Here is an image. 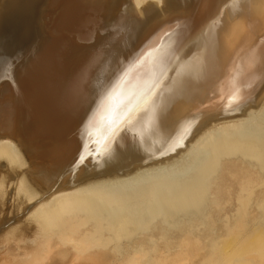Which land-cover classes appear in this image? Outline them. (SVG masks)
Returning <instances> with one entry per match:
<instances>
[{"label": "bare ground", "instance_id": "bare-ground-1", "mask_svg": "<svg viewBox=\"0 0 264 264\" xmlns=\"http://www.w3.org/2000/svg\"><path fill=\"white\" fill-rule=\"evenodd\" d=\"M41 1L0 6V264H45L60 245L73 246L74 262L101 264L102 250L89 253L98 243L89 232L97 228L104 237L112 220L119 221L112 227L118 233L136 219L132 209L142 220L151 215L142 205L129 210L124 199L146 192L145 182L142 189L133 188L136 180L132 189L114 190L122 185L111 183L94 190L86 178L118 177L173 158L215 124L262 108L264 0H50L40 30ZM263 126L260 120V129L241 135L252 133L264 148ZM233 134L219 135L218 143L233 138L223 151L194 148L190 168L205 174L215 156L248 153L251 140ZM100 192L107 203L98 200ZM250 228L213 241L215 259L187 240L177 246L182 250L171 255L166 247L169 256L146 262L264 264V226ZM65 252L55 257L67 262ZM138 256L128 264H142Z\"/></svg>", "mask_w": 264, "mask_h": 264}, {"label": "rangeland", "instance_id": "rangeland-1", "mask_svg": "<svg viewBox=\"0 0 264 264\" xmlns=\"http://www.w3.org/2000/svg\"><path fill=\"white\" fill-rule=\"evenodd\" d=\"M49 2L50 0H42L38 7L37 23L40 26V30H41V26H43V22H45L43 17L50 10ZM149 3H157V2L154 1V2H149ZM0 6H1V0H0ZM54 16L55 15H52V17H50V20H52ZM256 117H258L256 121L257 124L253 122V119H255ZM259 120H261V122L264 120V105L259 110H256L254 114L248 117L247 119L237 120V121L234 120V121H228L225 123L215 124L214 127L208 130L206 135H204L203 141L190 142L188 145H186V147L183 150H180L178 154L175 155L173 158L170 157L169 159L162 160L154 164L140 166L138 168H135L129 171L126 174L119 175L118 177H115L114 175H111V176L101 175V176H92V178L91 177L86 178L87 179L86 182L87 183L89 182V185L90 183L91 184L93 183L89 187L93 188L94 190L95 189L98 190L97 188L110 185L111 183H116L115 185L117 184L122 185V186L117 185L116 189L114 190H117L119 187L122 189V187L124 186H126L124 187V189H128V188L132 189L130 188L131 186H129L131 184L130 182H133V181L135 182L136 180L139 181L140 179H142L140 180L141 183L137 181L136 182L137 184L136 183H132V184H133V188H135L134 184L135 186H138L140 188L141 186L139 185L145 182V185L142 184L143 187H146V192L144 190L145 188H143L142 190V195L144 197H141L142 196L140 194L141 192L139 193L138 191L140 196L136 192L135 193L128 192V194H132V193L133 194L127 197L124 196L125 197L124 199L127 200V207L129 208V210H131L132 207H135V206L140 207L142 205L140 209L142 208L144 210L146 208L147 210L150 211L148 213L151 215L148 219L142 220L141 218L138 217V215L135 214V209H132V211H130L131 213L129 214L131 215L133 214V216L135 215L136 219L133 218V221H129V223H127L125 226L124 225L121 226V230H119V232L117 230L118 233L114 231L115 230L114 224H116V226H119L117 224L119 221H112V220H109L110 222L109 224L111 227L109 226V224H106V227L110 232L104 230V232H107L106 234H104V237L100 238L101 232L97 231L98 232L97 233L96 232L97 228L93 232H89V233H93V235L96 236V237L94 236L93 238L94 240L92 239L91 242H98L96 243L97 245L93 246L91 250L89 249V253L94 255L95 249L102 250L103 254H101L102 255L101 256L102 261H100L101 264H115V263L116 264H125V263L128 264L129 262L137 258V256L140 254L138 258L140 257L142 259L141 263L144 264L146 261H149L150 259L154 258L155 255L158 253L160 254L164 253V255H166L167 253L171 252V255L174 254L175 253L173 251L174 249H177L178 247H181L182 245L183 246L181 248L183 249L184 246L191 240V241H194V243L192 244L195 246V249L202 246L203 250L201 247H200L201 248L200 250L198 248L199 252L203 251L201 252V254H205V256H209V257L211 256V259H215L216 257L213 256V252L215 256H218L219 252L215 251L217 250L216 245L214 244L211 245L213 241L222 244L227 239L224 236H231V235H226L227 233L233 234L232 231H234L235 233L238 230L239 231L244 230L246 232L245 229H248L251 226L252 228L254 227L258 228V227L264 226V148H261V146L258 145L256 142H252L254 141L252 140L253 139L252 133L242 136L247 131H251L254 129L256 131L260 129L258 127V125H260ZM221 133H225V134L235 133L233 135H236L237 133H239V135L242 134L241 136L245 137V141L251 140V141H247V143L249 142L251 143H249L248 147L245 148L249 150V152L245 154H241L242 150H240L239 153L237 152L236 154L231 155L230 157H228L227 155V157L226 156L221 157L220 159H218L217 156H215L214 162H213L215 165L213 163L210 164L208 167V171L205 174L195 173L194 169H191V168H195L194 162L191 161L193 160L194 157H196V154L193 157L191 156L194 153V148L200 147V149L204 150L206 147H217L218 149L223 151L228 146L231 147V145H233L231 143L233 138L231 140H226V141H222L221 143H218L217 142L218 137ZM190 165H192V167ZM182 166H184V169ZM176 168H178V170ZM196 168L200 170L199 167H196ZM175 169L177 172H175ZM165 171L166 173L165 175H163L164 174L163 172ZM160 174L164 176L163 178H164V184L166 183L165 185L162 182L163 178ZM153 175H156V178L154 176L155 180L152 179ZM145 177L147 178L144 180L148 179L147 181L148 186H150L149 182L150 184H152V181H153V184L150 187H153V188L155 187L154 189L146 186L147 182L143 180V178ZM156 179H157V183L160 182V180H162L161 186L160 184L157 185L154 183ZM176 179L177 180L179 179L178 180V182L180 181L179 184L176 182L177 181ZM173 181L176 183V186H175V183H173ZM169 184H170V187L168 186ZM157 186L158 187L160 186V188H157ZM120 188L118 190H121ZM148 188L150 189L148 190ZM170 188L172 189L169 190ZM165 189L167 190L166 192H165ZM143 191L145 193H148L147 198L148 197L149 198L147 200H145L146 195H144L145 193ZM149 191L150 192L153 191L151 193L155 195L151 196ZM158 193H161V194H158ZM104 194L105 193L100 192L98 194V200H101L103 203H107L104 200V199H107V195L106 194L104 195ZM134 194L138 198L135 199ZM157 194L161 196V198ZM186 195H188L189 197ZM175 196H176V199H174ZM132 197L134 199H132ZM187 197L189 200L187 199ZM141 198L143 199V201ZM184 199L185 201L187 199V202L190 201L189 205L186 202L184 203ZM197 199H199V201ZM133 202L135 205L133 204ZM149 202L151 203L149 204ZM160 203L162 204L161 205L162 208L159 207ZM175 203L176 205H178L177 207H179V209L175 208L176 206V205L174 206ZM170 204H172L173 207H171ZM115 206H119V205L115 204ZM152 206L154 208H157L155 210L156 212L151 211L154 209ZM151 207L153 209H151ZM150 222L151 224L152 223L154 224L151 225ZM248 223H250L249 224L250 226H248ZM147 225L150 227L148 228ZM170 226L171 228H169ZM235 226H236V230L234 229ZM112 227L114 228V230H112ZM224 227L226 228L225 231H224ZM227 227L228 229L230 228V231L227 230ZM244 231H240L239 233L241 232L245 233ZM215 232H216V235H215ZM95 233H97V235ZM119 233L120 235L118 236L117 234ZM220 234H222L223 236L220 237ZM161 236H163V238H165L166 240L160 239ZM198 237H199V240H198ZM99 238L100 240L104 239L106 244L103 243V245H101L102 243L100 240H98ZM221 238L223 239L220 242ZM108 239L109 241L110 239H112L111 241L112 242L114 241V244L113 243L110 244L111 242L108 243ZM160 240H162V242L163 241H166V242L160 243L159 242ZM169 241H171L172 243L170 244ZM180 241L184 244H180L181 243ZM191 241L189 242V244L191 243ZM199 243L201 245L197 247ZM155 244L157 245L155 246ZM166 247L169 248V251L173 249L172 250L173 252L172 251L168 252V248ZM181 248H178L175 251L178 252L179 249ZM206 249L208 252L206 251ZM151 250L152 251L155 250L153 251L154 253ZM61 251L62 252L66 251L65 253L69 254L67 262L65 259L62 260L63 259L62 257H59V256L55 257ZM204 251H206L208 254ZM144 252L145 254H147V257H149L148 254H151L150 257L146 258ZM54 253L56 255L55 256L52 255L51 258H48L49 261L46 259L48 262L43 260L46 262L45 264H79L78 261L74 262L76 261L75 254H78V253L73 249V246L72 247L61 246V245L57 246ZM95 253L97 254L98 251H95ZM147 263L148 262H146L145 264ZM85 264H88V262H86Z\"/></svg>", "mask_w": 264, "mask_h": 264}, {"label": "water", "instance_id": "water-1", "mask_svg": "<svg viewBox=\"0 0 264 264\" xmlns=\"http://www.w3.org/2000/svg\"><path fill=\"white\" fill-rule=\"evenodd\" d=\"M257 118H258V117H256L255 119H253V122H254V123H256ZM259 122H260V120H259ZM256 124H257V123H256ZM252 125H253V124H252Z\"/></svg>", "mask_w": 264, "mask_h": 264}, {"label": "snow or ice", "instance_id": "snow-or-ice-1", "mask_svg": "<svg viewBox=\"0 0 264 264\" xmlns=\"http://www.w3.org/2000/svg\"><path fill=\"white\" fill-rule=\"evenodd\" d=\"M10 78V77H9Z\"/></svg>", "mask_w": 264, "mask_h": 264}]
</instances>
